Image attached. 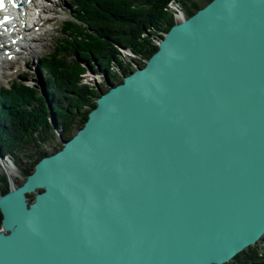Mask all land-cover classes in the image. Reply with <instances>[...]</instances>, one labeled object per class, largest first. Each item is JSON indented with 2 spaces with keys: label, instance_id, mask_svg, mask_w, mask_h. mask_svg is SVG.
Returning <instances> with one entry per match:
<instances>
[{
  "label": "water",
  "instance_id": "95a60500",
  "mask_svg": "<svg viewBox=\"0 0 264 264\" xmlns=\"http://www.w3.org/2000/svg\"><path fill=\"white\" fill-rule=\"evenodd\" d=\"M106 83L84 126L0 196V264H226L255 246L264 0H211Z\"/></svg>",
  "mask_w": 264,
  "mask_h": 264
},
{
  "label": "trees",
  "instance_id": "16d2710c",
  "mask_svg": "<svg viewBox=\"0 0 264 264\" xmlns=\"http://www.w3.org/2000/svg\"><path fill=\"white\" fill-rule=\"evenodd\" d=\"M210 1L71 0L73 16L84 26L72 22L64 47L71 48L80 61L75 62L76 66H69L62 57L63 44L56 45L53 53L41 59L40 67L47 75L44 98L23 83H13V90L0 87V146L3 153L21 166L22 155L33 158L36 154V165L43 157L57 152L63 143L58 141L55 127L58 126L64 139L74 129L83 127L89 112L96 106L92 99L100 95L97 89L79 84L80 75L86 70L81 61L103 72L106 80L122 83L136 65L146 64L157 51L158 42L178 22L173 6L189 17ZM124 49L130 50L133 56L124 54ZM31 144H34V150L28 153ZM34 165L26 168L27 176ZM10 188L7 175L0 172V196ZM1 221L0 212V228ZM241 256H245L241 264H264V249L259 245L249 247L233 260Z\"/></svg>",
  "mask_w": 264,
  "mask_h": 264
},
{
  "label": "rangeland",
  "instance_id": "374dc122",
  "mask_svg": "<svg viewBox=\"0 0 264 264\" xmlns=\"http://www.w3.org/2000/svg\"><path fill=\"white\" fill-rule=\"evenodd\" d=\"M47 3L50 7H47V11L43 12L42 10L41 12L43 16V21L44 19L46 21H42L43 23L38 29V33H42L40 35V38L31 40L30 37L25 42L23 40L22 43L25 45V47L24 49H22V53L16 55L12 61H9V63H5L9 65H4L5 67L0 66V85L6 86L2 87L3 89L13 90V87H11L10 85L12 83L16 84L19 82L33 87V89H35V91L39 95H41V97L46 95L45 81L47 75L45 71L42 72L41 70V59L49 55L50 53H53L56 45L63 44L62 46H65L66 43L64 44V40L66 39L65 37L68 35V30L73 26L72 22H79V24H82L80 21L74 18V8L71 6L69 0H50ZM3 51L4 50L2 49L1 52L3 53ZM122 52L127 56L129 55L128 57L133 56V54L128 49H124L122 50ZM62 57H64V59L69 63L68 65L71 67L76 66L75 62L79 60L76 54H73L71 48L64 47ZM81 63L86 70L81 73V78H79L78 80L79 84H84L90 86L91 88L97 89L99 95L100 90L107 88L104 73L101 71H96L93 67H91L84 61H81ZM3 70H6L4 72H8L10 74L5 76L2 73ZM96 100L97 98L92 99V101ZM55 131L58 135V141L63 142L64 138L61 137L62 133L58 126L55 127ZM76 132L77 130L74 129L71 132L70 136L74 135ZM33 150L34 144H31L28 148V153H31ZM51 150L52 148L50 147L49 151ZM36 158V154H34L33 158H31V156L26 157L22 155L21 166H17L8 155H5V158H2L0 156V172L7 175L10 187H18L25 182V180L27 179L25 170L26 168L30 169L34 165ZM2 160L9 161L12 166H8L9 164L3 166L1 163ZM32 197L35 198L34 193L29 195V201L32 200ZM2 229L3 228L1 227L0 230ZM256 245H259V247H262V249H264V237ZM256 245L252 247H256ZM244 259L245 256H241L240 259L232 260L226 264H241L242 262H244Z\"/></svg>",
  "mask_w": 264,
  "mask_h": 264
},
{
  "label": "bare ground",
  "instance_id": "6f19581e",
  "mask_svg": "<svg viewBox=\"0 0 264 264\" xmlns=\"http://www.w3.org/2000/svg\"><path fill=\"white\" fill-rule=\"evenodd\" d=\"M45 1H50V0H32L31 3L29 4V6L34 8V9L31 10L30 7H28V11H27L28 15H29V19L32 22L35 21V23L33 24V27L31 29H37L41 25L42 20H43L42 19V14H37V13H38L39 9H41V8H42L43 12H45V11H47V7H50L48 5V3H45ZM51 8H53V7H51ZM173 9L175 10V15H176L177 21H180V20H182V19H184L186 17L185 14H184V11L179 9L177 6H173ZM15 19L17 20L19 18L15 17ZM28 29L31 31L30 28H28ZM41 34L42 33H38V30L36 31V33L33 32L32 35H31V40L39 39ZM5 38L6 37L4 35L0 34V40H3ZM6 49H9L12 53L16 52V50H15V48L13 46H7ZM6 62L9 63V60L5 59V56L1 55V57H0V65L1 66L9 65V64H5ZM1 163H2L3 166L8 165V164H9L8 166H10V167L12 166L9 161L2 160ZM14 188H16V187H14Z\"/></svg>",
  "mask_w": 264,
  "mask_h": 264
},
{
  "label": "snow or ice",
  "instance_id": "6c2138e0",
  "mask_svg": "<svg viewBox=\"0 0 264 264\" xmlns=\"http://www.w3.org/2000/svg\"><path fill=\"white\" fill-rule=\"evenodd\" d=\"M0 7H3V5H2V4H0Z\"/></svg>",
  "mask_w": 264,
  "mask_h": 264
}]
</instances>
